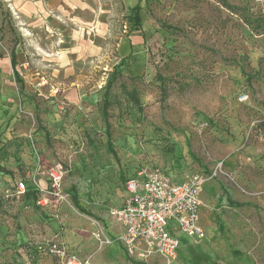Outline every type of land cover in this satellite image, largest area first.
<instances>
[{
    "label": "rangeland",
    "instance_id": "obj_1",
    "mask_svg": "<svg viewBox=\"0 0 264 264\" xmlns=\"http://www.w3.org/2000/svg\"><path fill=\"white\" fill-rule=\"evenodd\" d=\"M259 130L264 0H0V264H264ZM154 170L205 175L206 236L136 262L95 231Z\"/></svg>",
    "mask_w": 264,
    "mask_h": 264
},
{
    "label": "built area",
    "instance_id": "obj_2",
    "mask_svg": "<svg viewBox=\"0 0 264 264\" xmlns=\"http://www.w3.org/2000/svg\"><path fill=\"white\" fill-rule=\"evenodd\" d=\"M246 98L243 95L242 100ZM259 132V139L264 141V134ZM49 178L54 187L61 186L64 178L61 163L50 168ZM205 180L202 173H193L182 182H176L160 170L139 171L126 180L127 195L122 205L110 211L122 233L109 237L100 226L95 231L96 239L106 245L116 241L131 259L140 262L156 255L169 262L177 260L180 246L177 234L205 237L199 215ZM21 186L24 187L23 183ZM45 200L42 194L37 202L44 205ZM50 249L61 264H94L89 258L78 259L68 254L64 247Z\"/></svg>",
    "mask_w": 264,
    "mask_h": 264
},
{
    "label": "trees",
    "instance_id": "obj_3",
    "mask_svg": "<svg viewBox=\"0 0 264 264\" xmlns=\"http://www.w3.org/2000/svg\"><path fill=\"white\" fill-rule=\"evenodd\" d=\"M133 11H134V19L136 20V21H134V23H133V29L134 30H139L140 29V24H141V21H140V19H141V17H140V15H139V12H138V9H137V7H134L133 8ZM11 63H12V67H13V70L15 71V61H14V58L12 57L11 58ZM113 79H110L109 81H108V84H107V86H106V92H105V111L107 112V108H108V101H107V97H108V94H109V90L111 89V86H112V81ZM107 114V113H106ZM109 149L111 150V152L114 154V156H116L115 154V151H114V149H113V146H112V143H111V141H109Z\"/></svg>",
    "mask_w": 264,
    "mask_h": 264
},
{
    "label": "crops",
    "instance_id": "obj_4",
    "mask_svg": "<svg viewBox=\"0 0 264 264\" xmlns=\"http://www.w3.org/2000/svg\"><path fill=\"white\" fill-rule=\"evenodd\" d=\"M173 179V178H172ZM174 181H176L177 182V180L176 179H173ZM126 195H127V191H126V189H125V194H124V198H123V201H124V199H125V197H126ZM122 205V204H121ZM121 205H119V206H121ZM119 206H117V207H119ZM114 208H116V207H114ZM109 228H111V227H109ZM113 228V229H112ZM112 228L111 229H109V232L107 233L108 235H110L109 237H117V236H119L121 233H122V228L119 226V225H117L114 221H112ZM206 236V235H205ZM123 248V247H122ZM124 249V248H123ZM124 251H125V249H124ZM126 252V251H125ZM134 261H136V262H140V261H137V260H134Z\"/></svg>",
    "mask_w": 264,
    "mask_h": 264
}]
</instances>
